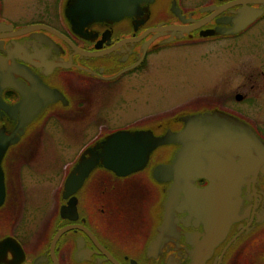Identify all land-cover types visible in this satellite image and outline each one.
I'll use <instances>...</instances> for the list:
<instances>
[{"label": "flooded vegetation", "instance_id": "af4514ba", "mask_svg": "<svg viewBox=\"0 0 264 264\" xmlns=\"http://www.w3.org/2000/svg\"><path fill=\"white\" fill-rule=\"evenodd\" d=\"M263 21L264 0H0V264H264L263 69L235 62L229 88L216 81L210 95L173 108L108 116L123 87L139 93L130 83L150 77L170 48L204 57ZM120 132L155 146L144 166L120 177L100 160L65 198L78 164ZM80 141L52 214L33 230L43 183L27 173ZM130 192L152 200L139 201L133 224L124 218L137 199L119 200ZM73 199L76 211L63 217Z\"/></svg>", "mask_w": 264, "mask_h": 264}, {"label": "rangeland", "instance_id": "374dc122", "mask_svg": "<svg viewBox=\"0 0 264 264\" xmlns=\"http://www.w3.org/2000/svg\"><path fill=\"white\" fill-rule=\"evenodd\" d=\"M170 50L162 53V56L157 59L154 72L150 77L139 81L134 80L130 83L135 89H142L139 93L128 89L127 86L123 87L124 92L119 104L112 105L114 108L118 107L117 110L110 109L108 112L111 123L140 116L149 108H153L155 112H160L165 108H173L199 94L208 96L211 94V90L207 87H211L216 81L219 82L221 89L229 88L232 84L230 83L232 77L225 75V73L235 62H237V67L241 69L255 71L257 68H261L264 71V21L238 40L218 42L207 46L206 53L208 55L204 57H200L197 51L191 49L170 48ZM237 72L239 77L236 76V80L244 74V70L238 69ZM239 83L236 87L240 85ZM239 90L242 89H238L236 92ZM258 102L264 103V98ZM256 106L253 104L252 108H256ZM53 133L57 138L61 136L60 130L55 129ZM85 142H75L71 153L61 155L57 160H54L55 157L53 156H42L41 164L43 167L41 171L33 175L27 173L26 179L28 181L43 183L34 188L33 201L38 203L40 208L35 209L34 217L30 219V224L35 226L33 230H40L52 214L56 203V189L63 182L65 173L63 167L75 160L79 154V149ZM53 149L56 153L57 148L54 147ZM36 155H39V152ZM139 195L131 192L123 196L120 195L119 200L123 203L133 198L137 199V202L135 200L130 201L132 206L128 207L126 211L124 223L133 224L138 220L139 212L136 213L135 210L138 208L139 201L143 200L144 208L149 207L152 203L150 198ZM143 213L144 209L141 210V217ZM109 228L115 232H120L119 228L121 227L112 222ZM5 255L3 254L4 259Z\"/></svg>", "mask_w": 264, "mask_h": 264}, {"label": "water", "instance_id": "95a60500", "mask_svg": "<svg viewBox=\"0 0 264 264\" xmlns=\"http://www.w3.org/2000/svg\"><path fill=\"white\" fill-rule=\"evenodd\" d=\"M35 29L37 28L28 29L26 32ZM144 136L143 133L134 136L129 133L120 132L104 141L102 143L103 153L101 157L96 158L95 155H92L90 158L83 160L78 164L75 173L68 177L65 183L66 192L64 197L69 198V196L76 193L78 189L83 186L84 182L90 177L100 160H102V164L106 169L120 177L128 176L132 172L142 168L146 162L148 151L155 147L153 144L150 145ZM0 182L1 206L5 199V189L3 182L1 180ZM75 211V199H73L67 207L61 209L63 217L69 215V213H74ZM61 233L62 232H60V234ZM58 237L59 235L57 238Z\"/></svg>", "mask_w": 264, "mask_h": 264}]
</instances>
